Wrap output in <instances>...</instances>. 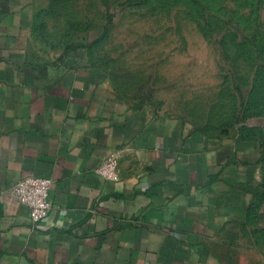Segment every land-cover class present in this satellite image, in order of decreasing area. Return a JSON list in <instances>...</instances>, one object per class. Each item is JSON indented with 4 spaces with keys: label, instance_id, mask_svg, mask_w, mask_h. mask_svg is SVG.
<instances>
[{
    "label": "crops",
    "instance_id": "crops-1",
    "mask_svg": "<svg viewBox=\"0 0 264 264\" xmlns=\"http://www.w3.org/2000/svg\"><path fill=\"white\" fill-rule=\"evenodd\" d=\"M37 21V0H0V264H208L262 188L261 141L119 95ZM112 154L118 182L96 173ZM28 176L54 182L38 226L11 192Z\"/></svg>",
    "mask_w": 264,
    "mask_h": 264
},
{
    "label": "rangeland",
    "instance_id": "rangeland-1",
    "mask_svg": "<svg viewBox=\"0 0 264 264\" xmlns=\"http://www.w3.org/2000/svg\"><path fill=\"white\" fill-rule=\"evenodd\" d=\"M37 1L42 45L84 50L119 95L260 140L264 182V0ZM211 247L208 264H264V199Z\"/></svg>",
    "mask_w": 264,
    "mask_h": 264
},
{
    "label": "built area",
    "instance_id": "built-area-1",
    "mask_svg": "<svg viewBox=\"0 0 264 264\" xmlns=\"http://www.w3.org/2000/svg\"><path fill=\"white\" fill-rule=\"evenodd\" d=\"M117 154L110 155L96 170V173L107 181H120V165ZM53 180L28 176L18 181L11 189L12 195L29 210V218L35 225L46 221L53 210L50 192Z\"/></svg>",
    "mask_w": 264,
    "mask_h": 264
},
{
    "label": "trees",
    "instance_id": "trees-1",
    "mask_svg": "<svg viewBox=\"0 0 264 264\" xmlns=\"http://www.w3.org/2000/svg\"><path fill=\"white\" fill-rule=\"evenodd\" d=\"M264 199V182L262 183L261 190L257 189V191L253 194V200L250 203L247 211H250L252 208L257 207Z\"/></svg>",
    "mask_w": 264,
    "mask_h": 264
}]
</instances>
